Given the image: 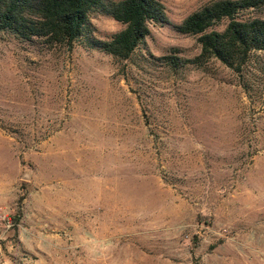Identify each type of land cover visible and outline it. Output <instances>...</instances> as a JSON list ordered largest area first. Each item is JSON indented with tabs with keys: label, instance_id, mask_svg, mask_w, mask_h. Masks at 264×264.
<instances>
[{
	"label": "rangeland",
	"instance_id": "1",
	"mask_svg": "<svg viewBox=\"0 0 264 264\" xmlns=\"http://www.w3.org/2000/svg\"><path fill=\"white\" fill-rule=\"evenodd\" d=\"M160 1L128 60L0 33V264H264V71L170 67L215 0Z\"/></svg>",
	"mask_w": 264,
	"mask_h": 264
},
{
	"label": "trees",
	"instance_id": "2",
	"mask_svg": "<svg viewBox=\"0 0 264 264\" xmlns=\"http://www.w3.org/2000/svg\"><path fill=\"white\" fill-rule=\"evenodd\" d=\"M263 8L264 0H215L200 7L174 26L179 34L197 36L200 54L191 60L167 56V64L200 66L215 59L235 72L248 90V75L264 71V56L258 59L264 53V19L246 13ZM96 15L110 17L122 29L106 40L94 37L91 20ZM163 24L169 19L160 0H0V33L50 47L83 40L120 60H128L145 43L152 25Z\"/></svg>",
	"mask_w": 264,
	"mask_h": 264
}]
</instances>
